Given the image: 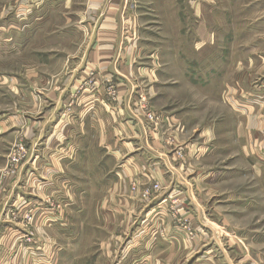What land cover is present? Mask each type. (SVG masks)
<instances>
[{
    "label": "crops",
    "instance_id": "crops-1",
    "mask_svg": "<svg viewBox=\"0 0 264 264\" xmlns=\"http://www.w3.org/2000/svg\"><path fill=\"white\" fill-rule=\"evenodd\" d=\"M85 2L80 20H72L83 39L73 49L80 57L55 51L34 73L32 87L14 85L12 93L23 107L7 110L0 91V147L23 141L18 143L28 152L17 177L3 185L0 203L15 199L20 189L26 192L31 183L49 186L71 204L109 203L105 219L118 216V205L128 208L125 214L139 212L135 219L143 226L149 222L148 233H156L157 242L149 250L145 246V252L153 253L150 257L136 255L127 264H264V0H241L249 19L243 16L241 31L232 22L225 35L230 44L226 55H202V44L211 43L212 35L205 41L197 38L194 76L200 82L209 74L210 80L178 89L176 107L168 104V90L157 83V55L146 54L144 68L138 67L141 46L121 45L118 32L137 29L135 5L130 0ZM70 22L65 18L64 23ZM240 41L242 53L236 55L234 45ZM114 55H120L119 62ZM94 67L101 78L115 81L117 98L107 95V85L90 72ZM139 74L147 84L138 85ZM83 75H93L96 82L84 83ZM187 90L193 95L187 96ZM145 92L150 108L160 113L155 127L137 107L138 95ZM169 139L173 149L186 155L184 164L173 163ZM147 175L163 190L150 205L138 206L129 185L145 182ZM75 188H81L78 196ZM92 191L97 196L91 198ZM171 198L178 200L179 213L193 218L194 227L203 231L192 244L170 218L158 215L160 205ZM12 230L0 229V252L3 247L8 253L0 264H9ZM45 246V263L50 264L55 253L52 245ZM116 260L124 261L121 256Z\"/></svg>",
    "mask_w": 264,
    "mask_h": 264
},
{
    "label": "rangeland",
    "instance_id": "rangeland-1",
    "mask_svg": "<svg viewBox=\"0 0 264 264\" xmlns=\"http://www.w3.org/2000/svg\"><path fill=\"white\" fill-rule=\"evenodd\" d=\"M85 1L0 0V91L6 95L3 105L7 106V110L23 107L19 105L16 95L12 93L14 85L25 89L32 87L36 76L34 73L40 71V64L47 62L50 55H56L55 51L59 55L67 53L76 58L80 57L81 53H75L73 49L83 39L76 25L72 24V20H80ZM130 1L135 5L137 29L131 31L123 28V31H119L121 45L127 47L128 44L136 43L133 46L137 50L141 46V60L136 62L138 67L144 68L146 61L143 60L146 54L157 55L156 59H159L155 61L157 83L164 90H168L166 94L171 107L178 105L179 97H181L178 96V89L196 82L205 84L210 80L209 74L202 76L200 82L197 80L199 77L194 76L192 63L197 38L205 41V38L212 35L211 43L207 40V43L202 44V55H226V47L230 44H227L225 35L232 30V22L237 23L235 27H239L238 30L241 31L244 17L249 19L247 11H243L247 4L241 6V0ZM235 3L238 4L235 5ZM51 14H53L52 18ZM65 18L71 20L70 24L64 23ZM234 47V53L241 55L243 47L241 41ZM119 56H113L116 62H119ZM90 64L99 66L98 61L90 62ZM97 70L94 67V71L90 72L94 73L98 82L107 85V95L111 99L117 98L115 81L112 78H101V73ZM221 72L224 79V61ZM142 76L143 74H139L137 77L140 86L148 83L146 77ZM82 77L84 79L86 76ZM86 78L84 82L86 84L96 82L93 75H88ZM186 95L192 96L193 92L187 90ZM187 99L192 98L187 97ZM137 107L141 116L152 126L153 123H150L146 117L149 113L156 116L158 111L150 108L149 96L146 92L138 95ZM18 142L23 141H16L15 144ZM167 143L176 155L173 163L184 164L186 160L184 152H177L178 148L173 149L172 139H169ZM7 145L4 142L0 147V194L3 191V185L6 181L8 182L4 178V171L13 145L9 149ZM3 152L4 156H1ZM89 158L91 161L96 160L92 154ZM74 173L75 175L78 173V180H80L82 173L78 170ZM84 175L87 176V172ZM96 176L91 171L90 177ZM154 180L152 175H147L145 182L133 181L129 185L130 195L134 201L140 203L138 206L150 205L162 192L163 186ZM30 185L31 183L26 186V192L20 189V194L14 197L15 199L0 203V229L13 228L10 233L14 237L13 239L11 237L10 244L15 250L9 253V264H47L45 262L49 253L45 245H52L55 253L51 258L49 257L50 264H118L116 259L120 256L124 260L122 264H127L136 255L140 257L144 254L142 256L150 257L153 254L151 251L145 252V246L149 250L156 244V233H148L149 222L143 226L140 224V219H135L139 212L135 216H133L134 213L128 215L125 214L128 208L118 205L122 212L118 210V216L114 219L110 216L105 219L104 215L110 212L109 203L105 205L87 202L71 204L64 197H56L49 186ZM56 189L60 190L57 187ZM80 191L81 188L74 189L76 196ZM145 191L152 193L153 199L149 202L142 199V192ZM90 195L92 198L97 196V193L92 191ZM159 208L158 215L170 218L174 227L184 233L188 243L192 244L194 238L203 234L200 227L197 226L199 230L194 227L193 218L179 213L178 200L171 198L168 203L161 204ZM45 212L48 213L47 216ZM51 214L52 220L49 217ZM5 216L8 217L5 218ZM3 237L6 238V236ZM1 241L4 243V239ZM18 246H22L20 251L16 250ZM3 254L8 253H5L2 247L0 258Z\"/></svg>",
    "mask_w": 264,
    "mask_h": 264
},
{
    "label": "built area",
    "instance_id": "built-area-1",
    "mask_svg": "<svg viewBox=\"0 0 264 264\" xmlns=\"http://www.w3.org/2000/svg\"><path fill=\"white\" fill-rule=\"evenodd\" d=\"M146 118L150 123H153V125L155 126L157 125L160 117L157 115L154 116L152 113H149ZM26 159L27 150L25 146L22 143H17L13 145L8 154L7 166L4 171V178L6 180H14L18 174L20 167L26 161ZM155 189H157V186H155ZM141 196L142 199L146 202H149L153 199L152 193H150L149 191H145L144 193L142 192Z\"/></svg>",
    "mask_w": 264,
    "mask_h": 264
}]
</instances>
